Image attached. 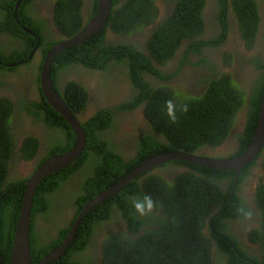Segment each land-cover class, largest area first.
Listing matches in <instances>:
<instances>
[{"label":"trees","instance_id":"trees-1","mask_svg":"<svg viewBox=\"0 0 264 264\" xmlns=\"http://www.w3.org/2000/svg\"><path fill=\"white\" fill-rule=\"evenodd\" d=\"M16 0H0V8L4 17L0 20V31L9 32L12 37H22L26 48L14 50L12 53L0 51V60L5 64L26 58L30 46L36 38L24 32L12 16ZM30 0L21 2L16 11V18L40 40L45 24L37 16L27 14V4ZM224 1V0H222ZM176 2V0H175ZM156 0L151 4L148 0H126L121 7H116L118 0H112V11L108 18V26L117 34L126 35L137 29L144 22L153 23L158 15ZM235 10L239 13L241 41L246 51L256 48L254 33L257 18L253 22L254 1L237 4L233 0ZM205 0H178L173 14L151 29L149 52L151 58L135 45L104 46L105 31L78 46L65 49L54 58L51 66V80L56 89L58 75L71 64H80L89 69L103 70L108 73L109 57L101 58L103 52H111L118 63L127 66V75L131 80L134 95L122 104L108 109H98L89 117L82 128L86 134L84 152L70 167L44 178L37 187L31 210V219L36 212H48L49 193L58 191L71 174L76 173L90 157L93 164H87L82 172L86 175L80 182L76 192H70L67 200L70 205L77 207V212L108 186L121 179L139 162L161 152L181 151L207 158H231L244 153L250 145L256 129L260 104L264 94V56H255L251 60L245 57L254 69H261L251 86L240 83V76L220 73L207 81L199 91H187L186 86L175 84L157 85L150 87L145 73L157 74L152 58L166 66V63L179 48L182 39L189 40L188 49H195L197 42L193 39L192 31L199 33L203 27L200 12ZM97 5V0H96ZM222 15L225 5H220ZM81 0H58L54 8L55 25L65 37L76 34L83 26L81 16ZM94 8V14L96 12ZM151 11V14H150ZM93 14V15H94ZM256 15V14H255ZM220 17V16H219ZM38 20V21H37ZM28 47V50H27ZM49 48L50 47H46ZM99 48L100 54L93 55V50ZM186 48V50H187ZM27 50V52H26ZM46 50H44L45 52ZM188 52V50H187ZM185 53V59L188 53ZM127 60V61H122ZM120 61V62H119ZM27 62L26 64H28ZM240 65L243 62L239 61ZM246 65V64H245ZM39 68L41 67L38 66ZM11 68L0 64V77H7ZM179 73V72H178ZM173 75H168L172 78ZM38 77V78H37ZM167 78V77H166ZM39 76L36 75V81ZM246 85V86H245ZM65 102L76 116L82 114L87 106L88 91L75 80H68L64 86ZM171 100L176 105L177 121L171 122L167 115L166 102ZM144 104V120L148 122L133 147L138 157L125 159V152L114 151L112 140L106 141L111 129H115L116 121L113 113L118 110H134ZM187 105L186 113L181 108ZM17 106L26 108L28 115L38 120L48 121V127L58 130L68 139L66 146L60 141L53 142L46 157L65 151L74 143L70 126L54 112L45 99L39 102H21ZM14 102L0 96V264H9L14 226L21 208V198L24 194L25 182L12 180L7 182V161L12 155L28 161L36 154L38 142L33 137L16 150L15 127L20 123L14 120ZM16 123L12 129L13 124ZM234 128V145L226 149L227 157H208L204 152L214 150L221 145ZM108 133V134H107ZM58 136L57 138H59ZM206 147V150H204ZM92 154L89 157L88 150ZM132 151L129 149V152ZM21 154V156H20ZM223 154V155H226ZM102 155V156H101ZM130 157V155H129ZM258 160V165L256 164ZM190 170L182 172L181 166ZM259 166L264 174V144L257 157L240 171L237 182L234 181L233 171L208 169L197 164L173 160L158 166L154 172L143 179L130 182L119 194L97 205L89 211L81 221L75 238L59 261L51 264H264V183L258 172L255 176L256 186L252 199V208H256L259 216L258 228L246 233L247 240L259 246L260 257L248 255L243 251V241L234 235L232 221H237L250 214L249 205L238 194L239 186L250 173V167ZM160 170L158 173H156ZM200 173V174H198ZM224 180L223 183H220ZM63 182V183H62ZM62 183V184H61ZM235 186V190L232 189ZM223 184V185H222ZM68 192V191H66ZM232 194L230 202L228 199ZM150 196L155 203L154 209L141 216L134 208V202ZM47 197V198H46ZM167 215V218L161 217ZM45 214V215H46ZM49 218V215H46ZM112 217L122 225L124 231H111L104 236L99 254L88 255L87 244L94 241L93 232L96 224L110 220ZM73 223V222H72ZM71 223V224H72ZM57 232V238L50 242H39L32 223L29 231L30 255L32 264L38 263L52 248L58 246L69 228ZM126 225V227L124 226ZM215 249V250H214ZM94 249V253H95ZM84 253V256L83 254Z\"/></svg>","mask_w":264,"mask_h":264},{"label":"flooded vegetation","instance_id":"flooded-vegetation-1","mask_svg":"<svg viewBox=\"0 0 264 264\" xmlns=\"http://www.w3.org/2000/svg\"><path fill=\"white\" fill-rule=\"evenodd\" d=\"M19 1L20 0H16L14 3L12 16L21 29L24 32L32 35L33 38H36V40L33 45L30 46L31 49L29 52H27V47L26 58L18 59L16 62L9 64H5L3 60H0V64L12 69L8 72L7 77H0V96L7 97L9 100L14 102V114L11 115L13 119L12 123L15 119L17 122L20 121V123L17 124V127H15L16 123H14L12 126V129L15 127L13 135L18 134L15 136V141L17 140L16 150H18L19 147H22V144L28 137L35 138L38 142V145L35 156L28 161H25L21 154V158H19V156L17 157L16 155H12V157L9 158L6 164L8 172L6 183H9L11 179H21L22 182H26L47 158L54 155L52 154L51 156L46 157L49 146L53 142H57V139L59 141L60 138V143L63 146H66V139H68L65 135L59 133L58 130L48 127V121H45V116H43L44 120H38L32 115H28L26 108H21L20 106L18 107L17 103L21 105V102L23 101L29 103L39 102L44 98L41 92L39 79L36 81V75L40 76V70L47 52L54 45L64 42L66 39H70L72 36L68 38L65 37L63 33H61V30L55 25L56 23L53 18V12L55 4L58 0H30L26 6L28 15L31 16L32 14L37 16V18H39L45 24L44 29H42L40 33L42 40H40L36 34H33L27 28H25V25H21L20 21L16 18V11L20 7L21 2L25 0H22L19 6L16 8V4ZM148 1L151 4V1L153 2L154 0ZM177 1L178 0H176V2L175 0H156V3L154 4H156L158 7V15L156 18H153V23H151V21L149 23L143 21V24L139 29L126 35L115 33L106 22L102 28V30L106 28L104 46H107L108 44H132L151 58V54L148 49L149 42L151 40V29L173 14ZM250 1L251 0H235V2L240 6L241 4H246ZM252 1L255 2L254 10L256 13H254L253 10H249V13L253 16L254 23L257 18V26L254 33V45H256L255 49L246 51L244 48V43L241 41L242 32L240 30L239 13H237L235 10L233 0H205V4L200 12V16L202 17L203 21V27L199 33L192 31L193 36L196 37V39L193 40L197 42L195 49H188L187 46L189 40L184 38L180 41L179 48L173 53L171 57H169L166 66L165 64L162 65L160 62H157L155 58H152V64L154 67L153 69L162 74V77H159L157 74L145 73L144 77L147 83L154 88L156 85L166 82L167 84H175L177 87L186 86L187 91L196 92L198 89L204 86V84L200 82L207 81V78H213L214 75L225 73L226 75H231L232 79L235 81L236 79L234 78L233 73L236 76V72H238L241 78L240 83H243L242 85L246 84V87L251 86L253 82H255L257 76L262 73V70L254 69L253 66L248 63V60H246L245 57H249L251 60L255 56H264V0ZM81 2V16L85 25L95 15L94 8L95 6L97 8V5L96 0H81ZM125 3L126 0H118L116 7H121ZM220 5H225L226 7V10H223L224 15H222ZM3 13L4 11L0 8V20L5 16ZM46 47H50V49ZM25 48L26 44L24 43V39L22 37H12L9 32L0 31V51L5 53L8 52L10 54L14 50L22 51ZM65 49L63 51H65ZM44 50L46 51L44 52ZM100 51L102 50L99 48L94 49L93 55H99ZM186 52L188 53L187 59H185ZM108 53L111 54L110 57L112 58L108 65V73L100 69H89L80 64L73 63L62 70V72H60L58 75V89H55L60 93V96L63 98L64 102L66 101L64 86L69 79L75 80L88 91V102L86 109L82 114L76 115L78 116V119L81 123L85 122V119L89 117L86 115L92 110L95 112L98 107L103 110L112 108L115 105L125 102V100L134 95V91L130 83L131 80L127 75V66L124 63H118L116 61L117 58L114 57L111 52H103L100 57L102 59L109 57ZM239 61L243 62V65H240ZM27 62L29 63L26 64ZM40 64L41 67L39 68L38 66H40ZM173 73L176 74L170 78L168 75H173ZM125 86L127 88L129 86L130 90L124 93ZM120 91H122L124 94V97L121 101L114 103L108 108L102 107L105 102H110L112 100L111 98H114L115 93L119 95L118 92ZM87 110H89L88 113ZM134 111H138L142 119H144V105H142V107L137 110H122L114 112V120L116 121L115 129H117L116 136L114 137V128H112L108 134V137L112 140L116 148L125 152V159H135L138 157L137 150L130 147H133L136 144V141L138 138H140V133L138 131L135 133L128 132L129 135H127L122 128V118L134 120V118H132V112ZM144 122L148 123L145 120ZM236 131L237 128H234L221 145L216 147L214 150L210 149L209 152H204V154L208 155V157H227L229 154L222 155L225 152L222 154L219 152L226 150L224 147L229 148L231 144L234 145L235 138H233V135ZM58 136L60 137L57 138ZM72 145H70V147L61 153L69 150ZM207 148L209 147H206L204 150ZM129 149L132 150L130 153H128ZM91 151L93 150H88L89 157L92 154ZM256 162L258 165V160ZM93 163L94 160L92 157H90L84 164H82V168L79 171L71 174L66 182H62L63 184L61 183L62 186L58 191L48 194V198H46H50V204L47 214L36 212V217L33 220L31 219L32 228L39 242L42 243V241H49V244L57 238V232L60 229L66 228L72 222L74 223L75 218L79 213H76L77 207L75 205H70L69 203L71 200H67V198L69 197L70 192H76L79 190V188H81L80 182L86 176L82 170L85 165ZM29 164L32 165L30 173L28 172L27 168ZM155 170L156 168L152 171L144 172L134 180H138L139 178L143 179L146 175L154 172ZM181 170L184 172L186 170H190V168L182 165ZM259 170V166L253 167V169L250 167V173L244 178L243 183L239 186L238 190V192L242 193V197L245 199L246 203H249L250 214L247 216V218L243 217L240 220L232 221L231 225L233 227L234 233L236 232L234 235H238V238L242 239L243 241V251L250 256L252 254L250 250L251 244L247 241L246 233L248 226L249 228L253 227L250 225L251 218L258 217L256 208L253 207L251 210V200L254 196L256 186L255 176ZM223 182L224 180L220 183ZM247 191H250V195L244 194L247 193ZM45 214L49 215V218H47ZM158 214L160 216L162 215L161 213ZM251 214H255V216H251ZM161 217H165L166 219L167 215H162ZM119 222L117 221V218L112 217L110 220L95 225L93 232V238L95 240L89 242L86 246V252L88 255L100 253L99 249L101 247L102 240H104L103 236L106 233L109 231L119 232L125 230V228L120 225ZM73 223L71 225H73ZM113 224H119L121 228L117 230H111ZM124 226L126 227V225ZM94 249L96 250L95 253ZM82 254L84 256V253Z\"/></svg>","mask_w":264,"mask_h":264},{"label":"water","instance_id":"water-1","mask_svg":"<svg viewBox=\"0 0 264 264\" xmlns=\"http://www.w3.org/2000/svg\"><path fill=\"white\" fill-rule=\"evenodd\" d=\"M21 1L22 0L17 2L16 8L19 6ZM97 4L98 6L95 15L70 39L68 38L64 42L54 45L47 52L41 67L39 76L41 92L48 106L54 112L59 114L70 126L74 143L66 152L54 154L53 156L47 158L25 182L26 188L22 198L21 209L13 232L9 264H32L30 255L29 231L32 203L37 187L44 178L49 177L50 175L55 174L75 163L85 148L86 135L81 126V122L78 117H76L71 112L63 98L60 96L59 92L54 88L53 82L51 80V66L55 56L65 48L80 45L81 43L90 40L92 37L97 35L100 30H102L110 15L112 9V0H97ZM263 144L264 94L260 104L257 125L253 138L244 153L237 157L227 159H207L197 155H192L190 153L172 151L159 153L147 160H144L116 183L107 187L105 190L96 194L92 199H90L76 216L73 225L69 229L61 244L51 249L36 264H51L55 261H59L65 250L74 240L79 224L85 215L97 205L111 197L116 196L125 188V186H127L132 180L144 172L153 170L155 167L163 165L166 162L180 160L200 166H205L211 169L234 171L235 179L237 180L240 170L256 158V156L261 151Z\"/></svg>","mask_w":264,"mask_h":264},{"label":"clouds","instance_id":"clouds-1","mask_svg":"<svg viewBox=\"0 0 264 264\" xmlns=\"http://www.w3.org/2000/svg\"><path fill=\"white\" fill-rule=\"evenodd\" d=\"M97 6H98V4H97ZM75 35V34H74ZM87 42V41H86ZM84 43V42H83ZM82 44V43H81ZM78 46V45H77ZM163 84H166V82H162V84H158V85H163ZM150 86V85H149ZM157 86V85H156ZM150 87H152V86H150ZM55 88V87H54ZM200 89H198V91H199ZM60 94V93H59ZM44 99V98H43ZM126 101V100H125ZM120 104H122V103H120ZM48 105V104H47ZM119 105V104H118ZM144 105V104H143ZM115 106H117V105H115ZM115 106H113V107H115ZM142 106H140V107H137L136 108V110L137 109H140ZM108 108V107H107ZM166 108H167V115H168V117H169V119H170V121L171 122H173V123H175L176 121H177V115H176V105H174L173 104V102L171 101V100H169V101H167L166 102ZM118 111H122V110H118ZM125 111V110H124ZM128 111H130V110H128ZM132 111V110H131ZM181 111L182 112H184V113H186L187 111H188V106L187 105H184L182 108H181ZM117 112V111H116ZM134 112H136V111H134ZM96 112H93L89 117H91L92 115H94ZM133 113V112H132ZM59 115V114H58ZM76 117H78V116H76ZM88 117V118H89ZM87 118V119H88ZM87 119H85V121L87 120ZM129 120H130V122L132 123V122H136V121H141L142 122V127L138 130V132L140 133V136H142L143 134H142V131L146 128V126H147V124L148 123H145L144 122V119H142V117H141V115H140V117H139V119H134V120H131V119H129V118H122V125L125 123V122H129ZM82 124V123H81ZM82 126V125H81ZM116 130L117 129H114V137L116 136ZM108 134V133H107ZM86 135V134H85ZM106 141H109V140H111L108 136L107 137H105L104 138ZM113 149H114V151H118V153L119 154H121L122 152L120 151V150H118L117 148H116V146L114 145V147H113ZM226 149H228V148H226ZM179 152H181V151H179ZM161 153H163V152H161ZM159 154V153H158ZM157 155V154H156ZM193 155H195V154H193ZM241 155V154H240ZM155 156V155H154ZM197 156H199V155H197ZM200 157V156H199ZM237 157V156H236ZM257 157V156H256ZM149 158H151V157H149ZM203 158H207V157H203ZM231 158H233V157H231ZM207 159H214V158H207ZM219 159H227V158H219ZM146 160V159H145ZM144 161V160H143ZM142 161V162H143ZM180 161V160H179ZM169 162H171V161H169ZM252 162V161H251ZM250 162V163H251ZM141 163V162H140ZM140 163H138V164H140ZM167 163V162H166ZM249 163V164H250ZM137 164V165H138ZM248 164V165H249ZM136 165V166H137ZM248 165H246V166H248ZM135 166V167H136ZM161 166V165H160ZM200 166V165H199ZM245 166V167H246ZM202 167H205V166H202ZM244 167V168H245ZM155 168H157V167H155ZM154 168V169H155ZM205 168H208V167H205ZM244 168H242V169H244ZM209 169V168H208ZM211 169V168H210ZM241 169V170H242ZM132 170V169H131ZM130 170V171H131ZM214 170H222V171H227V170H223V169H214ZM240 170V171H241ZM150 171H152V170H150ZM160 170H158L156 173H158ZM230 171V170H229ZM129 172V171H128ZM127 172V173H128ZM234 172V171H233ZM258 172H262L261 170H259ZM126 173V174H127ZM125 174V175H126ZM239 174H240V172H239ZM124 175V176H125ZM123 176V177H124ZM238 178H239V175H238ZM238 178H237V180H238ZM120 180V179H119ZM236 179H235V172H234V181H235ZM237 180L235 181V182H237ZM133 181V180H132ZM131 181V182H132ZM117 182V181H116ZM115 182V183H116ZM255 182H256V178H255ZM114 184V183H113ZM236 184L237 183H235V185H234V187H233V189H232V192L235 190V186H236ZM126 187V186H125ZM25 188H26V183H25ZM105 190V189H104ZM24 192H25V190H24ZM119 194V193H118ZM238 194H240V196H242V193H238ZM245 195H247V193H244ZM232 196V194L230 195V197H229V199H228V202H230V200H231V197ZM22 198H23V196H22ZM34 199V198H33ZM92 199V198H91ZM244 199V198H243ZM253 199V198H252ZM108 200V199H107ZM245 200V199H244ZM252 201V200H251ZM250 202V201H249ZM21 203H22V200H21ZM248 205H249V203H247ZM32 205H33V203H32ZM85 206V205H84ZM134 208H135V210L141 215V216H143V215H146V214H148L149 212H151L153 209H154V207H155V203H154V201L151 199V197L150 196H144L143 197V199L142 200H137V201H135L134 202ZM251 206H252V202H251ZM21 209V208H20ZM83 209V208H82ZM81 209V210H82ZM32 210V209H31ZM80 210V211H81ZM19 212H20V210H19ZM78 215V214H77ZM257 215H258V212H257ZM86 216V215H85ZM251 216H255V214H251ZM18 218V217H17ZM256 218H259V216L258 217H256ZM83 220V219H82ZM81 220V221H82ZM17 221V220H16ZM81 223V222H80ZM31 224V223H30ZM15 225H16V223H15ZM80 225V224H79ZM259 225V224H258ZM72 226V225H71ZM14 228H15V226H14ZM71 228V227H70ZM69 228V229H70ZM254 228H258V226H253V227H251V228H249V226H248V229H247V231H249L250 229H254ZM69 231V230H68ZM68 231H67V233H68ZM77 232V231H76ZM67 233L65 234V236L63 237V240H64V238L66 237V235H67ZM76 235V234H75ZM75 238V237H74ZM62 240V241H63ZM250 244H251V246H250V250H251V256H254V257H260V250H259V246L257 245V244H255V243H252V242H250L249 240H247ZM73 242V241H72ZM61 244V243H60ZM59 244V245H60ZM71 245V244H70ZM69 245V246H70ZM55 247H57V246H55ZM55 247H52L51 249H53V248H55ZM50 249V250H51ZM49 250V251H50ZM67 250V249H66ZM65 250V251H66ZM48 251V252H49ZM47 252V253H48ZM46 253V254H47ZM65 253V252H64ZM45 254V255H46ZM44 255V256H45ZM43 256V257H44ZM42 257V258H43ZM62 257V256H61ZM41 258V259H42ZM61 259V258H60Z\"/></svg>","mask_w":264,"mask_h":264},{"label":"rangeland","instance_id":"rangeland-1","mask_svg":"<svg viewBox=\"0 0 264 264\" xmlns=\"http://www.w3.org/2000/svg\"><path fill=\"white\" fill-rule=\"evenodd\" d=\"M128 90H130V87L128 86V88L125 86V88H124V93L125 92H127ZM119 93V95L117 94V93H115V95H114V98L112 97L111 99V101L110 102H105L104 104H103V108H107V107H109V106H112L114 103H116V102H119V101H121L122 100V98L124 97V94H123V92L122 91H120V92H118ZM89 112V110H87V113ZM94 111L92 110L91 112H89L86 116H90L92 113H93ZM139 117H140V114H139V112L138 111H136V112H133V116H132V118H134V119H139ZM142 122L141 121H136V122H130V120H129V122L127 123V122H125L123 125H122V128H123V130H124V132L127 134V135H129L128 134V132H130V133H135V132H137L141 127H142ZM225 149L227 148V147H224ZM216 152H218V151H216ZM225 152V153H224ZM226 152H227V150H222L221 152H219V153H224V154H226ZM223 155V154H222ZM28 172L30 173V170L32 169V165L31 164H29L28 165ZM260 176H262L263 177V183H264V174L261 172V175ZM247 195H250V191H247ZM258 224H259V218H251V220H250V225L251 226H258ZM119 228H121V226L119 225V224H113L112 225V228H111V230H117V229H119ZM111 231H109L108 233H110ZM107 234V233H106ZM105 234V235H106ZM104 235V236H105ZM104 236H103V238H104Z\"/></svg>","mask_w":264,"mask_h":264}]
</instances>
